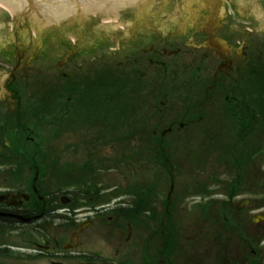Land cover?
I'll return each instance as SVG.
<instances>
[{
	"label": "rangeland",
	"instance_id": "374dc122",
	"mask_svg": "<svg viewBox=\"0 0 264 264\" xmlns=\"http://www.w3.org/2000/svg\"><path fill=\"white\" fill-rule=\"evenodd\" d=\"M229 7L233 10L225 14L223 26L240 31L249 44L247 52L254 61L245 71L256 76L264 69V30L255 28L254 18L236 14L232 2ZM176 17H181L179 6L166 7L157 23L168 25H157V33L153 27L137 30L136 39H124L122 29L110 27V22L75 30V42L70 33L53 32L24 67V59L16 61V45L0 43V153L6 152L3 162L0 158V181L22 188L13 177L21 175L13 169L24 170V164L14 160L10 164L8 149L9 143L21 144L23 133H29L33 144L27 148L39 153L33 155L34 164L42 160L47 164L45 192L72 193L84 183L83 190L105 192L97 196L104 199L102 204L116 198L129 204L143 200L141 225L146 234L164 223L169 210L176 219L178 260L187 264L188 235L217 230L215 222L202 227L209 208L220 210L219 203L206 208L207 201L223 200V192L228 193L220 182L234 179L238 162L248 161L252 150L255 155L263 152L264 92L257 95L258 104L250 112L243 107L228 109L221 97L205 107L204 114L196 109L204 120L187 125L192 114L186 109L203 99L198 94L211 81L204 49L194 51L190 45L201 37L193 33L171 37ZM207 65L216 70L214 56ZM257 79L242 78L243 89L253 91ZM212 113L217 114L215 119L208 117ZM174 118L184 125L169 132ZM262 162L258 159L257 164ZM212 192L215 196L202 201ZM198 239L202 242V237ZM24 255L18 252L13 262H26ZM250 263L264 264V254L250 253L248 260L242 255L241 264Z\"/></svg>",
	"mask_w": 264,
	"mask_h": 264
},
{
	"label": "flooded vegetation",
	"instance_id": "af4514ba",
	"mask_svg": "<svg viewBox=\"0 0 264 264\" xmlns=\"http://www.w3.org/2000/svg\"><path fill=\"white\" fill-rule=\"evenodd\" d=\"M202 1L206 27L202 30L191 28L194 36L201 37L193 50L204 49L205 72L211 84L206 91L201 90L198 94L202 100L189 104L188 111L192 114L187 121L189 126L204 120L197 117L196 109H201L199 114H204V108L210 103L216 104L221 97L228 109L243 107L252 110L258 104L257 95L261 90L264 92V69L261 68L256 76L250 71L251 75H248V71H245L246 66L254 61V56L247 52L249 44L240 37V31L232 32L229 27L217 25L222 8L220 6L221 9L214 11L209 4L217 0ZM178 22L176 33H172L171 37L180 39L185 34L180 33ZM220 30L230 36L219 35ZM244 44L246 47L242 51ZM213 56L218 61L215 71L207 65ZM245 77L248 82L258 78L251 85L253 91L243 89L242 78ZM258 84L262 87L254 91V86ZM209 91L212 92L210 96ZM218 105H221V109L224 107L223 104ZM171 125L182 126L184 121H174ZM170 131H173V127H170ZM29 136V133H23L18 140L21 144L17 145L11 139L8 149L11 152L10 164L13 160L24 164V170L22 167L13 169V172L21 175L13 177L17 178L22 188H16L12 182L4 185L0 181V264H184L178 260L176 219L169 210L164 223L159 222L146 234L141 225L144 220L143 200L134 199L129 204L116 198L102 204L104 199L97 196L105 192L83 190L87 186L84 183L79 184L72 193L60 192L56 195L45 192L43 183L47 176H44V170L48 173L47 164L44 160L41 164L36 160L34 164L33 155L39 153L28 150V143L33 142ZM9 145L6 143L5 148ZM261 147L262 159L259 153L255 155V149L252 150L248 161L238 162L234 179L220 182L228 195L224 191L223 200L213 199L215 201L206 204L208 208L219 203L220 210L209 208L202 227L214 222L219 226L209 234L192 231L188 235L190 247L184 253L187 260L189 255L187 264H241L242 255L248 260L250 253L256 257L264 254V164H257L258 159L264 162V142ZM5 153H0L2 162ZM39 165L43 171H39ZM24 174L28 177L27 182ZM169 201L171 205L172 200ZM74 206L73 210L71 207ZM200 237L202 242L198 239ZM199 243L201 246H198ZM211 243L215 246L211 247ZM16 252H24L26 262H13L17 260ZM5 260L10 263L3 262ZM207 260L209 263H206Z\"/></svg>",
	"mask_w": 264,
	"mask_h": 264
},
{
	"label": "water",
	"instance_id": "95a60500",
	"mask_svg": "<svg viewBox=\"0 0 264 264\" xmlns=\"http://www.w3.org/2000/svg\"><path fill=\"white\" fill-rule=\"evenodd\" d=\"M229 2L238 8L236 14L254 18L255 28L264 30V0H220L217 25L223 26L225 14L233 10L226 9ZM217 3H209L214 11ZM174 5L179 6L181 14L176 17L180 33L206 27L202 0H0V43L7 46L13 42L16 61L24 59V67L28 57L35 56V50H41L46 36L53 32L70 33L75 42V30L110 22V27L122 29L124 39H135L137 30L153 27V33H157V25H168L157 21L166 7Z\"/></svg>",
	"mask_w": 264,
	"mask_h": 264
}]
</instances>
